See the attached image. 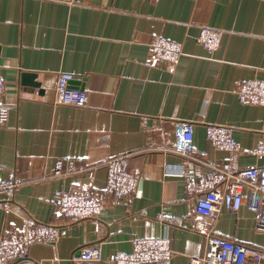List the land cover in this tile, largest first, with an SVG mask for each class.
Instances as JSON below:
<instances>
[{
    "label": "crops",
    "instance_id": "1",
    "mask_svg": "<svg viewBox=\"0 0 264 264\" xmlns=\"http://www.w3.org/2000/svg\"><path fill=\"white\" fill-rule=\"evenodd\" d=\"M223 31L211 55L199 42L202 27ZM164 37L182 45L177 66L148 65L150 43ZM60 71L70 88L88 93L85 106L55 103ZM34 74L28 84L23 75ZM0 76L6 81L8 121L0 127V180L13 172L27 182L6 201L0 196V236L27 221L56 224L55 243L29 247L32 264H116L135 238L167 236L171 264L202 255L205 237L192 228L196 197L179 175L181 158L161 150L173 135L170 120L194 123V145L218 163L229 154L213 148L208 124L232 129L238 166H264V105L242 103L237 87L264 80V0H0ZM130 153L137 191L105 192L108 170L92 183L103 199L95 218L72 222L57 213L63 189L87 187V172L51 177L60 158L78 167ZM214 233L264 248L255 215L222 210ZM96 246L102 257L87 260Z\"/></svg>",
    "mask_w": 264,
    "mask_h": 264
},
{
    "label": "built area",
    "instance_id": "2",
    "mask_svg": "<svg viewBox=\"0 0 264 264\" xmlns=\"http://www.w3.org/2000/svg\"><path fill=\"white\" fill-rule=\"evenodd\" d=\"M223 31L202 27L199 42L212 55L219 47ZM184 52L182 45L164 37L150 43L148 65L162 62L177 66ZM74 76L60 71L55 90V103L85 106L88 93L70 88ZM6 81L0 76V127L9 117V106L4 101ZM239 100L252 105H264V80L253 79L239 83ZM171 129L161 127L163 136L172 134L173 139L160 147L166 153L181 158L179 175L187 190L196 197L192 228L203 235L206 248L202 255L190 257L188 264H264V248L250 246L233 239L218 236L215 226L222 210L238 214L246 206L256 218V230L264 234V166H238L240 146L230 127L221 124L207 125V138L213 148L227 151L229 161L218 163L209 159L206 151L194 145V123L183 119L170 120ZM259 154H264V145ZM130 153L101 157L94 165L78 167L74 161L60 158L51 177H65L87 172V187H70L56 197L57 213L72 222L95 218L103 209V199L93 189L92 183L98 167L108 170L105 192L117 198L128 197L137 191L140 177L131 170ZM27 181L14 172L6 180H0V196L11 200ZM56 224L27 221L21 228L12 229L0 236V264H22L29 247L35 243H55L62 237ZM132 252H118L111 257L116 264H171L174 250L165 237L135 238ZM87 260L102 257L98 247L93 246L82 253Z\"/></svg>",
    "mask_w": 264,
    "mask_h": 264
},
{
    "label": "water",
    "instance_id": "3",
    "mask_svg": "<svg viewBox=\"0 0 264 264\" xmlns=\"http://www.w3.org/2000/svg\"><path fill=\"white\" fill-rule=\"evenodd\" d=\"M23 77L26 79V80H28V84H30V85H33V86H36V87H39L40 86V82L39 81H32V79L33 78H36L37 77V75H36V73H34V74H24L23 75ZM29 259H28V257L25 259V261L24 262H22V264H32V263H30L29 261H28Z\"/></svg>",
    "mask_w": 264,
    "mask_h": 264
},
{
    "label": "rangeland",
    "instance_id": "4",
    "mask_svg": "<svg viewBox=\"0 0 264 264\" xmlns=\"http://www.w3.org/2000/svg\"><path fill=\"white\" fill-rule=\"evenodd\" d=\"M264 235V234H263Z\"/></svg>",
    "mask_w": 264,
    "mask_h": 264
}]
</instances>
